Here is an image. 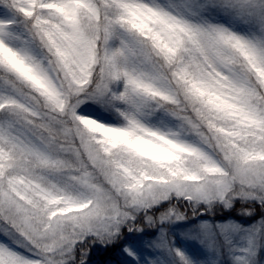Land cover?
I'll list each match as a JSON object with an SVG mask.
<instances>
[{"label": "snow or ice", "instance_id": "snow-or-ice-1", "mask_svg": "<svg viewBox=\"0 0 264 264\" xmlns=\"http://www.w3.org/2000/svg\"><path fill=\"white\" fill-rule=\"evenodd\" d=\"M264 264V0H0V264Z\"/></svg>", "mask_w": 264, "mask_h": 264}, {"label": "trees", "instance_id": "trees-1", "mask_svg": "<svg viewBox=\"0 0 264 264\" xmlns=\"http://www.w3.org/2000/svg\"><path fill=\"white\" fill-rule=\"evenodd\" d=\"M118 259L114 249H95L92 253L93 264H118Z\"/></svg>", "mask_w": 264, "mask_h": 264}]
</instances>
